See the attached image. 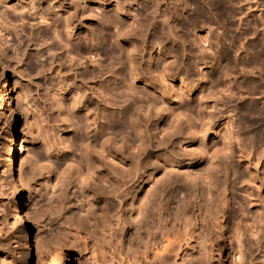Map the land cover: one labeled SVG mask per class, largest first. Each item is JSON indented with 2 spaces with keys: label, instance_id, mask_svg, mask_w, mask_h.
I'll use <instances>...</instances> for the list:
<instances>
[{
  "label": "rangeland",
  "instance_id": "rangeland-1",
  "mask_svg": "<svg viewBox=\"0 0 264 264\" xmlns=\"http://www.w3.org/2000/svg\"><path fill=\"white\" fill-rule=\"evenodd\" d=\"M119 1L113 0L107 5H102L96 1L79 0L76 5H84L85 10L92 16V20L87 23V27L89 31H93L97 27V21L104 15H109L107 13H110V15L116 14L114 3ZM152 1L156 2L155 0H145L143 10H131L135 14L132 18L127 16L130 12L129 9L128 11L123 10L126 14L117 15L121 21L123 31L121 28H114L113 24H106V31L109 35L103 44L107 49H120L123 55L121 60L125 61L124 71L123 68H120V63L117 62L114 53H108L107 51L106 56L102 55L99 50L100 45L94 41L84 40L79 36L78 30L72 31L70 35L69 28L64 27L65 13L57 11V8L49 7L45 0H0V264H40L42 261L41 264H45L50 251L54 248L63 251L67 249L72 255L73 264H118L119 255L124 254V259H129L132 257L129 254L132 251L134 253L137 246L140 247H137L140 250L137 253L142 254L144 248L140 245H143L144 241L149 242V235L153 232L156 233L159 228L163 229L169 222L166 205L162 202V208L163 206L165 208L158 212L159 215L156 214L158 217L154 216V218L159 219V222L161 221L158 228L156 220L152 219V201H150L152 197L149 194H152L155 186L158 187L165 179L171 177H175L183 185L190 184L188 178L192 175L191 171L195 173L202 172L211 163V153L214 150L222 151L225 148V136L229 128H235L237 144L244 149L245 153L249 152L247 157H242L240 160L235 159L238 160V168L245 172L244 179L248 177V173L244 169L247 162L250 166L257 164V168L260 167L257 157L261 156L260 161L264 162V115L256 113L264 103V82L256 78L259 87L250 89L247 85V79L251 73L257 76L259 74L264 75L260 71V65L263 64V61L253 65L250 63V55L248 54L250 38L263 36L261 30L263 24L259 19V15L264 14V0H247L243 4L240 1L246 0H233L234 5L222 0L224 4L227 3L225 5L227 8L217 12L225 14L224 16L220 15L219 18L221 22H227L228 24V37L221 36L222 30L225 28L223 25L213 21L209 26L202 17L196 15L191 9L184 10L190 20L187 22V26L184 25L180 28V17L177 14L171 11H163L162 5L157 8ZM40 9H44L42 13H44L45 18L43 19L40 18ZM143 16L147 19L150 18L152 22L157 21L158 26L165 25V36H170V38L168 37L167 41V36L163 35V38L160 36L161 43L159 46L151 48L150 56L144 54L145 52H141L140 64L144 68L147 67L145 69L153 77L152 84L141 79L138 81L128 79V82L126 80L123 83L126 89L131 87L135 91V96L136 90L139 93L150 95L156 101L155 109L162 106L158 90L162 88V85L164 86L165 82L159 81L157 77V75H160L161 67L168 62H176L177 59L180 61L181 58L185 57V53L190 54V57L187 58L189 71L186 78L167 77L171 89L169 95L171 99L175 100V103L170 101L166 103L167 105L165 104V109H167L165 111L169 112L166 122L154 121L152 124L151 132L155 134L156 139H161L166 132H172V127L176 124L177 119L182 123L184 134L186 133L187 137H192L193 131L199 130L200 116L197 113L198 109L200 113H204V119L207 118L209 112L220 123L216 135L208 132L203 138L201 133L198 132L195 141L188 137V142L178 144L179 151L185 154L191 152L197 154L199 151H204V157L199 162L192 165L183 162L163 177V171L168 169V163L164 160L166 154L162 153L163 150L152 147L149 151V160L152 165L151 181L139 184L138 191L129 198L125 195L119 199H105L96 190L104 187L107 178L103 176L105 171L96 168L94 160L96 157L105 154L99 148L101 139L107 136L111 137L112 134L106 133L105 125L102 128V131H104L103 136L96 135L94 129L95 126L101 129L99 126L103 120L100 119V114L106 113L110 109L102 108L98 114L97 111L87 114L86 124L90 127L86 128L85 125L84 131L87 129L85 132L77 129V121L84 118L86 112L83 111L85 109L78 108L80 104H77L76 99L79 102L82 93L81 84L73 81L71 75H69L70 72L68 74L67 65L72 61L79 64L81 69L87 66L94 71H97L98 68L105 69L104 71L108 70L102 76V80H105L103 85L109 84V82L112 83L111 71L123 70L129 74V70H131L130 73L133 77H136L135 59L130 58L134 62L129 64L126 54L130 52L132 46L134 52L136 50V37L134 36V38L132 35L143 26L144 21L142 22L141 19ZM252 20L257 22L255 23L257 27L249 29L252 27L251 23L254 22ZM131 21H135V23ZM130 23L133 25H130ZM140 23L142 24L141 27ZM142 29H144V26ZM247 30H251V32ZM124 32L127 33H125L127 37H131H129L131 40L119 38L117 33ZM29 34H31L32 42H29V37H24ZM115 37L116 39H114ZM145 38L147 37L142 39L145 40ZM179 38L181 40L184 38L187 43L189 42L186 49L179 44L180 49H177V46L172 45L169 41V39L179 41ZM43 39L46 44L42 46L44 44L42 43ZM232 39L238 40L236 49L229 47V41ZM240 42L243 43L242 47H240ZM38 44L41 47H38ZM80 44L90 48L91 51L92 49L95 51L93 50L91 54H85V57L80 52L81 55H79L77 46ZM37 48H39V55L36 57L35 62H32L30 54L35 52ZM200 55L204 56H202V61L207 63L198 62L195 59ZM226 55L229 60L227 64L223 61V56ZM234 61L239 64L236 66ZM173 67L174 65H171V68ZM52 70L57 73L56 78L60 77L61 81H67L65 91L56 88V78L52 79L49 75ZM213 70L228 71L229 74H233L231 78L234 76L233 81L229 84L232 86L237 100L234 115L230 111H221L223 107L222 103L219 102L220 104H218L219 95L214 96V98L218 96L214 103L209 99L211 94L207 96L208 93L219 94L218 90L221 91L227 85L225 83L227 80L224 78L225 82L222 78H218L217 82L211 81L208 76L214 72ZM13 78L17 80L18 86L13 92L15 93L14 96L8 99V96L5 95L4 85H11ZM98 80H101V78ZM98 82L95 83L97 88L99 87ZM15 95H19V99L21 97L18 100L21 109L17 117V128L20 138L22 137L24 149L20 153L18 163H16L14 179L20 184V198H22V203L25 204L24 208L27 210L26 225L31 228L20 230H17L14 227L15 225L12 224L14 203L9 202L11 184H13L14 179L12 180V177L7 176L4 171L9 161L7 133L9 121L12 119V109L16 103ZM88 101L91 102L87 103L91 107L93 100ZM188 104L197 105V110L188 111L186 109ZM70 105L73 107L70 108ZM177 112L179 118L176 117ZM185 117L188 118V121L190 120L191 124L194 122L192 130L187 128L188 123ZM92 119H97L96 124L90 123ZM79 134L86 135L88 138L85 136V140L80 143L77 141ZM193 148H196V150H191ZM84 153L91 154L94 160L89 164L85 163ZM153 182H156L154 186ZM242 185V183L237 184L239 189L236 191L237 197L233 206L238 209V202L240 200L245 201L242 207L243 212L241 211L244 215L242 223L244 220V223L247 224L246 228H251V230L246 229V234L249 236V232L255 229L252 219L256 218L254 216H257V213L256 208L249 204V193L246 186L243 187ZM127 213L132 216L131 219L134 223L140 226H138L140 230H137V238L134 236L132 240H128L126 236L130 222L126 217ZM188 214L190 215V213ZM238 217L242 218V216ZM237 220L239 221L238 218ZM175 221L173 222L177 227L178 221ZM32 229H37L40 238L37 239L35 247L31 246V242H28L25 247L23 245L27 242V235ZM157 242L159 243L153 244L152 247L160 245L161 238ZM189 242L187 245L189 248L183 246L184 248L180 253V255L183 253V256L179 255L178 260H173L174 252H172L173 255L168 253V257L166 256L164 260L140 264H199L198 262L203 264L205 260L209 264L212 261H209V256L207 259V254L212 253V256L218 252L211 250L209 246L211 252H208L206 241L205 243L202 240L196 242L190 240ZM197 243H199V246ZM191 244L193 247H191ZM133 248L134 250H132ZM183 249L187 250L188 253H185L186 251ZM199 253H203V255ZM135 254L136 252L134 256ZM199 256H204L206 259L203 260ZM221 258L222 264H228L227 250L222 252ZM199 259L201 260L199 261ZM126 263L130 264L125 260L124 264Z\"/></svg>",
  "mask_w": 264,
  "mask_h": 264
},
{
  "label": "bare ground",
  "instance_id": "bare-ground-1",
  "mask_svg": "<svg viewBox=\"0 0 264 264\" xmlns=\"http://www.w3.org/2000/svg\"><path fill=\"white\" fill-rule=\"evenodd\" d=\"M77 1L79 0H45V2L48 3L49 7L57 8V11L65 13L64 27L69 28L70 30L69 34L72 33V31L74 30L76 31L78 30L79 36L84 38V40H87L88 42L94 41L100 45L99 50L102 55L103 54L105 55L107 51L108 53L110 52L114 53L117 62L120 63V68L124 69L125 61L121 60L122 59L121 57L123 55L120 49H115V50H112L110 48L107 49L105 44H103L104 42H106V38L109 35V33L106 31L107 28L106 24H113L114 28L116 27L117 29L121 28L122 24L118 16L121 13H124L123 10L126 9L128 11L129 9L130 12H128L127 16H129V18H132L135 14H133V11L131 10H135V9L136 11L143 10L145 0H123V1L120 0L119 2H115L114 11L116 14L110 15V13H107L109 15H104L101 19L97 21L96 23L97 27L93 31H89L87 27L88 26L87 23L92 20V16H90V14L85 10L84 5L83 6L76 5ZM84 1H96L99 4L107 5L113 0H84ZM155 1L156 2L154 1L152 2L155 3L157 8L160 5H162L163 9L162 8L161 9L163 11L166 12L171 11L180 17V20L178 19L181 24L180 28L181 26L184 27V25L187 26V22H189L190 20V17L185 14L184 10L191 9L194 11L196 15L202 17L203 20L207 22L206 24H208L209 26L213 21H215V23L217 24L223 25L225 28L222 30L221 36L224 37L229 36L227 30L228 29L227 22H221L220 21L221 19L219 18L220 15L224 16L225 14L224 13L219 14L217 12L219 10H224V9L226 10L227 8L225 6L227 3L224 4L222 0L221 1L220 0H155ZM226 1L229 2L230 5H234L235 3L233 0H226ZM126 2H128L129 5L126 4ZM160 2L162 3L160 4ZM243 2H247V0L240 1V3L242 4ZM237 3L239 2L237 1ZM43 10L44 9H40L39 12L40 18L42 19L45 18V15H43L44 13H42ZM214 10L215 12H213ZM143 17L141 19L142 22L144 21V23H142L144 29H142L143 26L140 23L141 24L140 27L141 26L142 27L139 30L137 29L138 31L136 30L137 31L135 33L136 35L135 34L132 35L133 37L134 36L136 37V46H135L136 50L134 52L133 49L134 47L132 46V49L130 48V52L126 54L128 58L127 61L130 62L129 64H132L134 61L136 62L135 63L136 64L135 69L137 70L136 77H133V75L130 73L131 70H129L130 71L129 74H127L128 73L127 71H126L127 73L124 72L125 69L124 71L123 70L111 71L112 83L109 82V84L103 85L105 80H102V76L106 74L105 72H108V70L104 71L105 69L103 70L97 67L98 68L97 71H94L92 68H89L87 66L81 69V67H79V64H76L75 62L72 61H70L67 65L68 74L70 72L69 75H71L73 81H77L79 84H81L82 93L79 102L76 99L77 104L78 103L80 104V106L78 105V108L85 109L83 111L86 112V113L84 112L85 117L83 116L84 118H80L77 121L76 123L77 129L80 131H84L85 125L86 128H88L89 125L87 126L86 124L88 119L87 114L89 113L91 114L96 111L98 114V112H100L102 108L110 109V111H106V113L100 114V119L103 120L102 124L104 123L103 126L102 124H100L99 127H101V129H99L98 126H95L94 129L96 135L103 136L104 131H102V128L105 125V128L107 129L106 133L112 134L111 137L107 136L104 137V139H101L102 141L100 142L99 148L100 151L105 152V154L103 156L96 157V159L94 160L91 154L84 153V156L86 158L85 163L89 164L91 161L94 160L96 168L105 171V175L103 176H106L107 178L105 179L106 184L104 185V187L101 188L97 187L98 189L96 190L101 195H103L105 199H113V198L119 199L121 196H125V195L128 196L129 198L132 194H135L138 191L139 184L143 182L151 181L152 165L149 160V151L151 150L152 147L159 148L163 150L162 151V153L164 152L163 154H166L164 155L165 156L164 160H166V162L168 163L169 170L163 169L164 170L163 177H165L169 171L176 169V167L182 164L183 162H188L190 165H192L199 162V160L204 157V151H199V153L197 154H194L192 152L185 154L179 151L178 144L188 142V137H189V136L187 137L186 133L184 134L182 129V123L179 119H177V122L174 119L176 124L173 126L174 129L172 127L173 131L171 130L172 132L170 133L166 132L161 139H156L155 134L151 132L152 130L151 126L154 123V121L166 122L167 115L169 114V112L165 111L167 110L165 109L167 105L166 103H169L170 101L171 102L175 101L171 99L169 95L171 89L169 87L170 84L167 81V77L185 79L189 71L187 58L190 57V54L185 53L184 54L185 57L181 58L180 61L177 59L176 62L173 61L168 62L167 64L161 67L159 72L160 75H157V77L159 81L165 82V84L164 86L162 85V88L160 90H158V93L160 94L162 106H159L156 109L154 108L156 105V101L150 95L139 93L136 90V96H135L134 95L135 91L132 90L131 87L130 88L127 87L129 89H126L123 85V83H125L126 80H127L126 82H128V79L129 80L136 79V81L141 79L150 82L149 84H152L153 81V77L149 75L150 72L148 73L147 69H145L147 67L145 66L144 68L140 64L141 52L142 53L145 52L144 54H148V56H150L152 52L151 48L154 46H159L161 43L160 36L161 37L163 35L165 36L166 27L165 25L158 26L157 21L152 22L150 21V18L147 19V17L144 18ZM259 19H261V22L263 24V26L261 27V30L263 31V36H261L260 38L257 37L250 38L251 41L250 44L248 45L249 46L248 54L250 55V63H252L253 65L259 64L260 61H263V64L260 65L261 67L260 71L264 73V14L263 15L261 14V16L259 15ZM253 21L254 20H252V22ZM255 21L253 22L254 24L251 23L252 27L249 29H253L257 27L255 24L257 22ZM133 23H135V21ZM130 25L133 24L130 23ZM129 30L131 31V29ZM248 32H251V30ZM125 33L126 32L121 34L117 33V35L119 36L120 39L131 40L130 39L131 37L130 36H129L130 38L127 37L126 35L127 33L126 34ZM30 35L31 34H29L28 36H24V35L23 36L26 38L27 37L30 38L31 37ZM144 37L147 38H145L144 40L142 39ZM168 37L170 38V36H167L166 39ZM111 38H112V34H111ZM114 39H116V37ZM179 39H180L179 41H176L174 39L173 40L169 39V41L172 43V45L177 46V49H180L179 45L185 47L186 49L187 48L186 45L189 42L187 43V41H185L184 38H182V40L181 38ZM30 41L32 42L33 40L30 38L29 42ZM45 42H46L45 40L42 42L44 43L42 44V46L46 44ZM229 42H230L229 47L235 48L236 42L238 43V40L232 39ZM242 44L243 43L240 44V47H242ZM38 47H41V45H39ZM77 47H78V53L80 52L84 57L85 54L86 55L89 53L91 54V52L94 50L92 49L91 51L90 48L81 44L78 45ZM238 50L239 48L237 49V51ZM80 53L79 55H81ZM38 55H39V48H37L35 52H31L30 54L31 61L35 62V59ZM202 56L203 55L197 56L195 59L198 62L201 61L202 63L203 62L205 63L206 61H202L204 57ZM130 58L135 60L134 61L130 60ZM223 61L226 64L229 63L227 55L223 56ZM234 62L236 66L239 64L237 61ZM111 63L113 64V62ZM171 65L172 66L174 65V67L171 68ZM213 68H215V66ZM53 71L54 70H52L49 75L52 79H55L57 73ZM220 71L215 70L208 77H210L211 81L214 80L213 82H217L218 78L219 79L222 78L223 81L224 79L227 80V82L224 81L227 84L224 87L225 89L223 88L221 91L218 90L219 94L208 93L207 96L211 94L209 99H211L214 103L216 98L218 97L217 96L214 98V96L219 95L218 104L222 103V107H223V110L221 111L223 112L230 111L234 115L236 110L237 100L235 98L236 96L234 90L232 89V86L229 85L233 81L232 79H234V76L233 78H231V75L233 74H229L230 72L228 73V71H224V70H222L221 72ZM253 74L254 73H251L250 77H248L247 79L248 80L247 85L250 89H255L259 87V84L257 82L259 79L264 82V75L259 74L257 76ZM100 78L101 80H98ZM56 80H57L56 88L61 91H65L67 88L66 87L67 81H61L60 77L56 78ZM97 82L99 83L98 88L95 87V83ZM92 83H94V85H92ZM17 86H18L17 80L15 78H13L11 85H6V84L4 85L5 95L8 96V99L14 96L15 93L13 92L17 88ZM14 99L16 103H15V107L12 109V119L11 121H9L10 122L9 130L7 133L9 161L4 168L5 173L7 174V176L12 177V180L15 178L16 163H18L20 159V153L24 149L23 140L21 139L22 137L20 138L17 128V117L19 116L21 109V107H19L20 101L18 102V100H20L21 97L19 99V95H15ZM88 100H93V105H91V107H89L88 105L89 103H91ZM71 107L73 106L70 105V108ZM196 107L197 105L188 104L186 109H188V111H195L197 110ZM197 111H198L197 112L198 115L200 116L199 130L193 131L192 137L190 136L191 140L195 141L196 139L195 137L197 136L198 132L201 133L203 138L206 136V133L208 132H211V134L216 135L217 128L219 127L220 122L215 120V118H213L209 112L207 113V118L204 119V113H200L199 109ZM178 112L176 113L177 115L176 114L174 115H176V117L179 118L180 116ZM256 113H260L264 115V103L256 111ZM185 119L186 122L188 123L187 128H191L192 130L193 129L192 125H194V122L191 124L190 120L188 121V118L185 117ZM96 122L97 119H92L90 123L96 124ZM85 136L86 135L79 134V136L77 137V141L82 143V141H84L85 138L87 137ZM136 140L138 141L137 143ZM225 144H226L225 148L222 149V151L214 150L211 153L210 156L211 163L208 167H205L203 170L200 168L202 172L195 173L191 171L192 175H190V177L188 176L190 184H188L187 186L183 185L182 182H180L175 177L168 178L167 180L165 179L158 187L155 186V189L152 192V194H149L150 197H152L151 198L152 200L150 199V201H152L151 202L152 205L151 214L153 217L152 219L156 220L157 226L159 228L160 226L158 224H160L161 221L159 222V219L156 217L154 218V216H157L156 214L159 215L160 213L158 212L161 209L165 208V206H163L162 208V202H163L166 205V210H167L166 214L167 217H169L168 218L169 222L167 226L164 227L165 229L159 228V230L156 233L153 232L155 234L151 233V235H149L150 236L149 242L144 241L143 245H140L145 250V251L143 250L142 254L137 253L139 250L137 247L139 246L136 247V251L134 250V248L132 249L134 250V253L136 252L135 256L133 251L132 252L130 251L131 253L129 255L130 256L132 255V257H130L129 259H124L123 257L124 254L123 255L118 254L119 255L118 264H124L125 260L126 262L128 261V263L130 264H140L143 262L160 261L161 259L164 260V258L168 255V253L172 254V252H174L173 260L174 259L176 260L177 257L180 255L182 248H184L183 246L188 247L187 245L190 243L189 242L190 240L191 242L192 240H194V242L202 240V242L204 243L206 241L207 242L205 243L207 244L206 248H208L209 246L211 250L218 251L212 256H211L212 253L210 255L207 254V259L209 256L210 257L209 261H212L211 263L209 262V264H222L221 254L223 251L226 250L228 251V256H229L228 264H264V162L262 160L260 161L261 156L257 157L258 165L260 164L259 168L256 167L257 164L250 166L249 163L247 162L244 169L245 171H247L248 177L247 179L246 178L244 179V176H246L245 172L244 170L238 168L237 161L240 160L242 157H247V154H249V152L245 153L244 149L240 147L239 144H237V137L235 136V128L227 129L225 136ZM86 147L88 146L86 145ZM191 150H196V148L195 149L193 148ZM235 159L238 160L236 161ZM136 180H138V182H136ZM249 182L252 184H250ZM12 183L13 184H11L12 187L10 189L11 197L9 200V202L14 203L13 206L14 216H13L12 224L13 226L15 225L14 227L17 230H20L22 228L29 229L30 227L29 226L27 227L26 225L27 210H25L24 208L25 204L22 203L21 200L22 198H20V184L15 179ZM155 183L156 182H153V186L155 185ZM238 183H242L243 187L246 186V190L249 193L248 194L249 204L252 207L256 208L257 216H254L256 218L252 217L253 218L252 221L255 224L254 227L255 229H253L254 231L249 232L250 238L246 234V229L248 228V227L246 228L247 224L244 223V220H243L244 224L242 223V219H244L243 218L244 215L242 213L243 212L242 207L245 201L240 200L238 202L239 205L238 209H235L233 206L234 200L237 197L236 191L239 189L237 187ZM149 195L147 196L149 197ZM141 211L143 212L144 210L142 209ZM188 213H190V215ZM238 216H242V218ZM126 217L127 219L130 220V222L128 221L129 230L126 233V236L128 240L130 239L132 240L134 236H136L137 238V230L139 229L138 228L139 225L134 223V221L131 219L132 216H130V214L127 213ZM237 218L239 219V221L237 220ZM175 220L178 221L177 227H175L176 225L173 222ZM248 229L251 230V228ZM39 234L40 233L37 231V229L30 230L27 235V242H25V245L23 246L26 247L27 243L31 242V246L35 247L36 242L40 238ZM159 238H161L162 241L160 245L152 247L153 244L155 245L159 243L157 242ZM195 239H199V240L195 241ZM199 243H197L198 246ZM191 247H193L192 244ZM209 248H208V252H211L209 251L210 250ZM185 251H186L185 253H188L187 250ZM201 255H203V253ZM201 258L203 260L206 259V257L204 256H202ZM200 260L201 259H199V261ZM206 261L207 260H205V262L203 261V264L206 263ZM41 263H43V261ZM198 263L200 264L202 262H198ZM45 264H73V258L67 249L63 251L62 249L54 248L50 251L49 258Z\"/></svg>",
  "mask_w": 264,
  "mask_h": 264
}]
</instances>
